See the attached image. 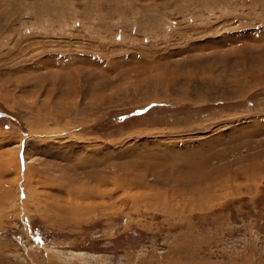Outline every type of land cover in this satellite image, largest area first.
Segmentation results:
<instances>
[{
    "label": "rangeland",
    "instance_id": "rangeland-1",
    "mask_svg": "<svg viewBox=\"0 0 264 264\" xmlns=\"http://www.w3.org/2000/svg\"><path fill=\"white\" fill-rule=\"evenodd\" d=\"M0 264H264V0H0Z\"/></svg>",
    "mask_w": 264,
    "mask_h": 264
},
{
    "label": "bare ground",
    "instance_id": "bare-ground-1",
    "mask_svg": "<svg viewBox=\"0 0 264 264\" xmlns=\"http://www.w3.org/2000/svg\"><path fill=\"white\" fill-rule=\"evenodd\" d=\"M6 154H7V153H6ZM12 157H13V156H12ZM245 158H246V157H245ZM10 162H12V161H10V160H4V163H5V164H8V163H10ZM226 172H227V171H226ZM251 177H252V176H251ZM105 181H106V180H105ZM250 181H251V180H250ZM100 182H101V184H102L104 181H100ZM226 182H227V181H226ZM252 182H253V181H252ZM252 182H251V183H252ZM259 182H260V181H259ZM221 185H222V184H221ZM226 185H227V184H226ZM233 185H234V183H233ZM242 185H243V184H242ZM228 186H229V185H228ZM228 186H227V187H228ZM240 186H241V185H240ZM234 190H235V189H234ZM65 191H66V190H65ZM65 191H64V194H67V193H65ZM69 191H70V190H69ZM69 191H68V192H69ZM66 192H67V191H66ZM71 192H72V191H71ZM232 192H233V191H232ZM232 192H231V193H232ZM72 193H73V192H72ZM72 193H71V194H72ZM237 193H238V192H237ZM247 193H248V192H247ZM69 194H70V193H69ZM234 194H235V193H234ZM68 196H69V195H68ZM74 196H76V197H78V196H79V197H84V196H88V197H89V196H90L91 198L94 197V199L97 198V200H101L103 197H105V196H109V194H108V193H105V192H99V193H98V197H99V198H98L96 195H93V194H90V193L84 191V192L81 193V195H78V196H77V194H75ZM71 197H73V196H71ZM76 197H75V198H76ZM66 198H67V197H66ZM68 198H69V197H68ZM75 198H74V199H75ZM69 199H70V198H69ZM83 199H84V198H83ZM137 199H138V198H137ZM141 199H142V198H141ZM70 200H71V199H70ZM97 200H94L93 204H94V203H95V204H98V203H97ZM149 200H150V199H149ZM84 201H85V200H84ZM67 202H68V200H67ZM72 203H73V202H72ZM70 204H71V203H70ZM73 204H74V203H73ZM68 205H69V204H68ZM76 205H77V204H76ZM66 206H67V205H66ZM69 206H70V205H69ZM77 206H78V205H77ZM69 208H70V207H69ZM77 209H78V208H77Z\"/></svg>",
    "mask_w": 264,
    "mask_h": 264
},
{
    "label": "snow or ice",
    "instance_id": "snow-or-ice-1",
    "mask_svg": "<svg viewBox=\"0 0 264 264\" xmlns=\"http://www.w3.org/2000/svg\"><path fill=\"white\" fill-rule=\"evenodd\" d=\"M24 144L23 143H21L20 144V148H21V150H22V153H21V157H20V159H21V165H23V160H24V157H23V149H24Z\"/></svg>",
    "mask_w": 264,
    "mask_h": 264
}]
</instances>
